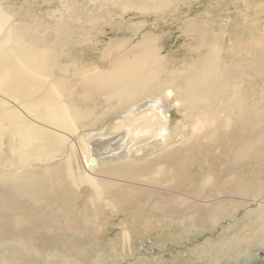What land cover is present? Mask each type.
Listing matches in <instances>:
<instances>
[{"label": "bare ground", "instance_id": "1", "mask_svg": "<svg viewBox=\"0 0 264 264\" xmlns=\"http://www.w3.org/2000/svg\"><path fill=\"white\" fill-rule=\"evenodd\" d=\"M179 1L84 0L82 3L85 7L88 2L99 3L101 8L97 6V9H106L110 13V10H120L125 14L132 10L148 15L166 14L169 7H175ZM1 11L0 245L2 242L5 245L28 243L34 251L43 249L49 243L53 249L63 244L71 246L75 242L74 238L71 239L72 232L67 230L61 233L52 228V217L70 218L80 213L84 224H89L93 222V216L87 212V208L97 207L102 202L109 205L116 202L124 209L146 193L156 194L158 191L163 196L164 199L156 202L157 206L163 203L164 207H160L164 209L163 214L177 212L178 206L172 200L183 199L176 195L174 189L182 185L185 178L186 156L195 146L208 148L217 145L220 149L225 148L229 137L238 134L232 130L228 114L230 106L234 109V105L238 108L241 104V82L235 79L238 76L249 78L264 70V39L257 37L256 33V37L249 34L237 36L235 41L241 49L251 50L253 58L228 64L223 59L218 38L213 35L206 40L205 27L197 24L195 19H187L181 25L190 34L196 32L202 36L198 37L207 47L204 58L169 70L158 40L147 32L122 51L123 43L109 44L100 57L111 60L110 69L94 67L93 73L84 72L85 77L80 85L82 92L77 94L70 84H61L56 80L59 77L51 78L53 69L63 72L60 65L67 67V64L60 63V56L56 52L59 45L52 47V42L45 45V38L42 35L39 39L34 38L28 26H4L5 19L1 16H5V13ZM68 15L69 19L86 18L92 22L99 16L94 13L89 16L83 9L72 7ZM67 21L59 20L58 25H53L55 37L61 41L70 39L72 33L66 25ZM229 92L230 96L226 98ZM74 93L77 95L72 97ZM92 96H98L102 102L99 101L91 110L82 108L81 102ZM241 113L240 117L245 112ZM188 121L192 125L191 138L188 134L191 142L180 143V146L177 139L187 140L182 138L183 133L180 132ZM239 122H243V117ZM97 123L99 125L95 126ZM240 137L243 140L232 150V165L230 162L228 164L230 169L244 164L251 152L264 145V134L258 127L251 129L250 137ZM103 146L111 150H102ZM147 172H152L151 177ZM145 176L154 187L118 181L138 180ZM213 182L206 175L198 186L186 183L182 186L184 191L197 193ZM82 186L92 195L87 200L88 207L77 211ZM220 190L237 195V206L244 204L242 199L252 191L240 182ZM259 198L251 199L254 207L250 216L256 217L261 224L260 221H263L264 233V204L258 202ZM215 208H210L207 213L195 214V218L199 219L198 222L215 227L228 215L221 214ZM47 225V230L40 228ZM65 232L71 234V238Z\"/></svg>", "mask_w": 264, "mask_h": 264}, {"label": "rangeland", "instance_id": "2", "mask_svg": "<svg viewBox=\"0 0 264 264\" xmlns=\"http://www.w3.org/2000/svg\"><path fill=\"white\" fill-rule=\"evenodd\" d=\"M82 1L84 0H0L1 13H5V16H1L5 19L4 26L9 27L11 24L28 26L34 38L39 39L41 35L43 39L45 38L47 42L45 45L48 42H52V47L59 45V51L56 49V52L60 56V63L67 64V67L60 65L63 72L53 69L51 78L59 77L56 80L61 84H70V87H73L71 89L77 94L82 92L80 85L85 77L83 74L93 73L95 68L110 69L111 60H102L100 57V53L105 51L109 44L123 43L120 49L122 51L147 32L155 35V40H158L157 44L161 54L167 58L166 67L169 70L204 58L207 47L200 40L202 36L197 35L196 32L192 35L184 30L181 25L183 20L195 19L197 24L201 23L206 29L205 36L208 37L206 40L213 35L214 38L216 36L222 47L223 59L228 64L240 62L245 60L244 58L246 60L253 58L254 53L251 50L236 46L235 41L239 36L245 37L249 34L256 37V33L257 37L264 39V0H178L180 4L176 2L177 5L169 7L166 14L149 13L148 15L138 14L132 10L125 14L120 10H110L112 11L110 13L106 9H97V6L101 8L99 3L88 2L85 7ZM71 7L81 8L89 16L92 13L99 16H96L97 20L93 22L86 18L69 19L68 13ZM65 19L69 20L66 25L72 33L70 39L61 41L55 37V29H52L53 25H58L59 20ZM257 74H252L249 78L238 76L235 79L236 82H241L239 88L241 104L238 108L234 105V109L230 106L228 114L231 128L238 134L229 137L225 148L220 149L216 145L208 147L209 151L207 147L195 146L193 152L186 156L187 164L184 168L185 178L182 185L186 183L198 186L202 177L206 175L214 182L197 193H191L192 190L184 191L182 185L174 189L176 195L183 198L172 200V203L178 206L177 212L162 213L164 209L160 207H164L163 203H160L162 206L160 204L157 206L156 202L164 198L158 194L157 189L156 194L146 193L140 197L141 200L133 202L124 209L116 202H112L111 205L102 202L97 207L87 208L89 210L87 212L93 216V222L89 224H84L80 213L77 217H52V228L61 233L67 230L72 232V238L71 234L65 232L68 238H74L75 242L71 246L63 244L53 249L52 244L49 243L43 249L34 251L28 243L5 245L2 242L0 264H264L263 221H260L261 224L256 217L250 216L254 207L251 204L252 198L260 197L258 202L262 201L264 204V174H262L264 145L251 152L248 160L245 158L244 164L238 168L228 167L229 162L232 165L230 157L233 148L243 140L240 136L250 137L251 129L255 127L264 134V70ZM76 93L72 97H75ZM229 96L230 92L225 95L226 98ZM99 99L98 96L90 97L88 102H81V107L92 109L99 104V101L102 102ZM241 112H245L242 115V123L239 122L242 118ZM101 123L102 121L99 124ZM189 123L186 122V130L180 132L183 133L182 138L187 140L178 138L179 145L191 142L188 134L189 137L192 134V125ZM112 137L114 135L109 139ZM109 145L115 146V144ZM105 149L108 148L103 146L102 150ZM109 150L111 148L107 152ZM147 173L151 177L152 172ZM118 181L134 185L144 184L146 188L154 187L147 182V176L138 180ZM237 182L253 191L242 199L244 204L241 206L236 204L237 195L228 192L226 194L220 190L227 189V186ZM82 187L79 190L81 199L77 203L78 206L76 205L77 211L88 207L87 200L92 195L86 187ZM210 188H212L211 192ZM212 207L221 214L228 213V215H225L215 227L198 222L199 219L195 218V214L207 213ZM40 228L47 230L48 225Z\"/></svg>", "mask_w": 264, "mask_h": 264}]
</instances>
